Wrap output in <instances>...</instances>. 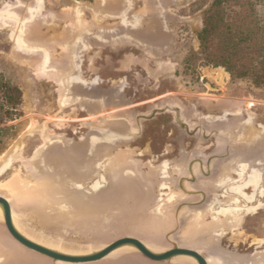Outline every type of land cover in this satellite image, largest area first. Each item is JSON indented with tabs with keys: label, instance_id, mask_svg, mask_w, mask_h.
<instances>
[{
	"label": "rangeland",
	"instance_id": "rangeland-1",
	"mask_svg": "<svg viewBox=\"0 0 264 264\" xmlns=\"http://www.w3.org/2000/svg\"><path fill=\"white\" fill-rule=\"evenodd\" d=\"M34 1L0 0V9L6 4L16 5L20 3L23 7L17 8L16 12L24 17L28 6L34 4ZM163 2L167 8L169 28L174 39L171 54L155 59L132 45L92 46L83 53L80 68L82 78L80 77L79 80L86 84L97 83V88L100 91L112 90L117 92V99L125 104V109L133 114L145 112L150 106L161 101L171 102L172 98H176L183 109L190 113L193 122L200 120V118L214 120L223 116L224 122L214 124L217 126L221 123L224 125L232 124L234 127L235 124H241L243 120H248L249 124L238 125L240 128L236 129V133L241 139L249 141L258 133L264 135V87H256L249 79L232 78L222 67L203 66L200 55L197 54L199 52L198 33L203 27L204 14L211 7L213 0H163ZM98 3L99 0H43V7L37 23L29 27L30 33L34 29V34L38 38L62 39L73 26L74 8L81 4L97 5ZM121 3L122 0H107L106 8L116 10L121 7ZM148 5L146 0H135L131 18L137 17L136 21L139 20V25L143 26L136 30L137 33H142L148 29L151 20L148 17V10H150ZM257 12L261 17H264V5H259ZM83 19L87 24H96L87 11H84ZM116 24L114 21H107L103 26L113 28ZM12 33L13 26L11 25L0 28V73L3 75L4 81H9L12 86L20 89V102L14 106L12 103L6 104L5 99L2 101L0 98V103H4V107L0 111V117H2V121H0V166L6 159L13 158L10 166L0 175V195L7 198L16 211L23 212V216L27 218V227L31 228L32 231L39 233V230H43L40 225H46L51 229L57 228L62 233L72 230L80 233V237H82L78 249L87 250L88 248L82 246L88 242H91V246L93 242H101L99 245L94 244V247L98 248L104 240L98 237H93V240L90 239L89 234L92 227L86 225V217L78 216V219H74L69 206L64 201L56 203L47 198L46 193L42 194L45 192L43 190L44 185L29 172L28 165L24 162L31 158L37 147L43 144L41 133L44 126L47 137H62L71 145L76 146L96 126L97 117L80 109L78 105L59 112L57 104L58 84L52 79L43 78L39 75L36 69L38 60L17 50ZM154 37L160 38L161 36L155 33ZM20 40V37L17 36V43H20ZM132 56H137L143 65L132 64V67L122 69L121 60ZM53 57L57 62L60 61L61 50L53 48ZM149 70H153V74ZM0 97H3L2 93H0ZM168 115L172 114L158 115L157 117H161L153 122L156 126L155 134H157L155 138L152 137L153 140L155 139L154 144L162 143V134L175 131L173 127L175 125L168 124L170 121ZM164 125H166L165 129ZM175 127L180 131L177 126ZM78 135L82 137L77 142ZM143 141L150 142L151 137L143 139ZM125 147L129 149V144L128 146L120 145L118 149L123 151ZM118 149L113 150L112 154ZM123 152L125 153V151ZM128 156L131 158L132 154ZM138 158L152 159L150 156ZM110 161L111 159H108V163L104 167L105 170L102 168L101 171L103 172L98 174V180H103L105 176L111 185L107 192L100 193L101 201H106L112 193V188H114L112 178L116 175L117 170L111 169ZM96 166L99 168L102 165L98 166L97 164ZM93 167L92 165L90 172L84 176L85 182L90 179ZM238 167L240 168L239 171L233 169L231 165H224L218 176L219 183L233 182L231 170L238 172L243 184L260 182L262 175L258 169L253 168L251 172H247V164L245 163H239ZM98 170L100 171V169ZM158 172L166 178L168 176L167 163H164ZM59 176L63 184L76 191L77 186L74 183L77 181L68 175H64L63 172H59ZM128 185L129 190L131 189L130 195L136 193L135 187L130 183L126 186ZM78 188L79 193L82 194L83 185H79ZM233 190L242 194V185H235ZM16 191H19L21 196H26L31 205H25L18 201ZM159 191L162 192L163 190L160 188ZM244 192L246 193L248 190ZM137 194L131 195L132 198H136ZM82 195L84 196V193ZM84 197L88 199L87 196ZM216 201L214 200L211 204L215 206ZM236 201V198L232 199L231 203ZM262 201L264 199L260 198L259 207H264L261 204ZM98 202H91L93 208L99 207ZM161 205V200H159V204L151 211V214L149 211L146 212L150 214V217L143 226L142 222L140 223V228H144V230L139 236L153 235L156 230H159L160 235L164 237L171 230L174 222L163 226L165 221ZM229 206L239 209L227 211V213L218 210V213H222L225 218L214 217L213 221L206 226L216 236L221 235L224 225L230 227L229 234L220 238L221 244L228 245L227 249L221 248L218 242L212 243L210 238L206 239L207 235L204 233L207 228L203 227V224L206 223H202L203 214L200 211L193 212L189 221L181 222L178 232L180 242L187 244L190 239L196 237L203 250L212 248L216 252L218 249H224L239 254L240 252L231 251V249H243L239 254L241 257H246L252 264H264V209L253 208L243 212L238 205L229 204ZM153 207L150 206L148 210L153 209ZM169 207L170 204L162 207L166 214H169ZM46 213L49 215L54 213L57 216L63 214L67 218L54 219L51 216V218L43 219L41 214L47 215ZM234 217H237L239 221ZM231 219L233 222V219H236V222L232 224ZM237 222H239L238 225ZM96 232L94 234L98 235ZM1 241L6 240L1 239ZM2 243L0 244V253L4 256L0 254V264L7 262L11 257L7 252V247H5L7 243H4L5 245ZM9 251L11 252L12 248ZM253 251L254 253H251ZM242 253H251V255Z\"/></svg>",
	"mask_w": 264,
	"mask_h": 264
},
{
	"label": "water",
	"instance_id": "water-1",
	"mask_svg": "<svg viewBox=\"0 0 264 264\" xmlns=\"http://www.w3.org/2000/svg\"><path fill=\"white\" fill-rule=\"evenodd\" d=\"M146 1L150 6L148 17L151 20L148 29H143L145 31L142 33L136 32L139 28L132 27L137 19L131 18L135 0H122L121 7L116 10H108L107 0H99L97 5L81 4L74 8L73 26L62 39L38 38L34 29L30 33L29 27L37 23L43 0H35L34 4L28 6L24 17L16 12L17 8L23 7L20 3L6 4L0 9V28L13 26L12 36L17 50L38 60L36 69L39 75L58 84L59 112L78 105L80 109L97 117L96 126L76 146L62 137H47L44 126L41 133L43 144L35 149L30 159L24 161L29 172L44 185L47 198L71 204L81 218L86 217V225L89 224L92 228L103 222L110 206H115L118 210L111 211L112 216L121 213V202L131 191L127 184L135 187L138 193L135 197L142 200L140 203H146L153 196L151 186L135 170L133 162H122L125 153L118 149L120 145H128L141 136L144 122L170 113L173 115L174 125L184 133L192 134L187 119L181 115L183 107L176 98H172L171 102L161 101L150 106L145 112L133 114L117 99V92L100 91L97 83L86 84L79 80L83 53L92 46L132 45L155 59L173 52L174 39L169 28L165 3L163 0ZM84 11L91 15L95 25L84 21ZM107 21L117 24L113 28H105L103 25ZM155 33L161 37L155 38ZM17 36L21 39L20 43H17ZM53 48L61 50L62 57L58 62L53 57ZM217 133L227 139L226 155L230 149L228 144L231 133L223 129ZM115 149L118 151L110 158L111 169L117 170L112 178L114 188L106 201H97L98 208H93L82 194L69 192L60 186L59 172L80 182L100 156H105L109 150ZM8 159L0 166V175L13 160L11 157L9 161ZM187 172L189 176L184 178L183 182H195L197 167L191 164ZM16 192L18 201L31 205L26 196ZM35 210L39 212L36 208ZM182 213V208H179L171 230L164 237L160 235L159 230L153 235L145 236L121 231L116 236L101 237L103 243L94 250L69 253L59 249L56 237L44 240L40 237L42 235L27 227V218L23 216V212L16 211L11 202L0 195V239L6 240L7 246L4 245L11 256L10 261L17 264H252L246 257L243 256L244 259L241 255L224 249H218L216 252L212 248L203 250L196 237L190 239L187 244H182L178 238ZM90 239L93 240V237ZM9 247L12 248L11 252Z\"/></svg>",
	"mask_w": 264,
	"mask_h": 264
},
{
	"label": "flooded vegetation",
	"instance_id": "flooded-vegetation-1",
	"mask_svg": "<svg viewBox=\"0 0 264 264\" xmlns=\"http://www.w3.org/2000/svg\"><path fill=\"white\" fill-rule=\"evenodd\" d=\"M181 115L187 119L190 131H192L191 135L184 133L182 130H177L175 125L173 127L175 128L176 132L168 131L167 133L162 134V143L154 144L155 139L153 140V138H155L157 134H155L156 126L153 122L160 118V116L156 119L145 122L143 124L141 136L135 138L129 143V149H127L128 147H125L127 150L123 148V151H125L126 155H124L122 162H133V165H135V170L144 180L148 182V185L151 186L153 192L152 198L146 203H140V201H142L141 199L134 197L132 198L131 195H127L126 198L121 202V207L124 208L121 209V213H117L116 215L112 216L111 211L118 210L117 207L110 206L104 215L103 222H101L98 227L91 229L89 237H111L114 234H119L121 231L127 234L139 236L144 230V228H140L141 224L143 226L144 222L149 219L151 211L157 207L159 200H161L162 204L161 209L165 221L163 222L164 227L171 222H175V216L179 208H182L183 211V213L180 215L181 221H189L193 212L200 211L203 214L201 217L202 223H206L203 224L204 228H207L206 226H208V224L213 221L214 217L220 219L225 218L222 213H218V210L220 212H227L232 210L237 211L239 209L231 207L229 204L240 206L243 212L253 208H256L257 210L264 209V207H259L260 198L264 199V135L258 133V135L252 137L249 141H244L241 139L239 134L236 133V129L240 128V125L249 124L248 120H243L241 124H235L234 127L232 124L224 125L223 123L217 126L214 123L224 122L223 116L217 117L214 120L200 118V120L193 122L191 120L190 113H187L186 109L182 110ZM168 116H170V121H168V124H173V116ZM163 127L165 129L166 125ZM221 129L231 133L228 144L230 149L226 155L225 149L227 139L225 136L219 135L217 133V131ZM80 137L82 136H77V142L79 141ZM149 137H151L150 142L143 141V139H149ZM130 154H132L131 158L128 156ZM107 155L100 156L99 162L96 160L93 163L94 167L92 173L90 174V179L87 182L80 181L78 183H74L77 186L76 191L73 188H69L68 185L63 184L62 181L59 182L60 186L66 188L69 192L79 193L78 187L79 185H83L82 194L84 193V196H87L88 199L86 200L90 201L89 204H91L92 201L100 200V193L102 194L107 192L111 186L109 180H105V176L103 177V180H98V174L103 172L101 169L105 167V165L108 163V159L111 158L112 150H109ZM145 156H150L152 159L138 158ZM164 163H167L168 176L166 178L162 177L158 172L163 167ZM239 163L247 164V172H251L253 168L258 169L262 175L260 182L257 184H243L237 172L240 169L238 167ZM97 164L98 166L102 165L100 166L101 168H97ZM191 164L197 167L196 181L183 182V179L189 176L187 170ZM224 165H231L233 169L237 170L230 171L233 182H227L225 184L219 183L218 176ZM98 169H100V171ZM235 185H242V194L233 190ZM160 188L163 190L162 192L159 191ZM245 190H248V192L245 193ZM192 191H194V194H192ZM44 193L45 192H42V194ZM173 194L175 195L171 197ZM43 197H45V195ZM235 198L237 201L235 203H231V200ZM214 200H217L215 207L211 205ZM65 203L69 206V210L73 214V218L78 219V216L80 217L79 212L71 204L67 202ZM167 204H170L168 209L169 214H166L162 208ZM261 204L264 206V201H262ZM150 206L154 207L153 209L148 210ZM210 207L212 208L209 209ZM148 211L150 214L146 213ZM144 213L146 214L144 215ZM46 214L47 215L41 214L43 219H47L48 217L51 218V216H53L54 219L67 218V216L63 214L61 216H57L54 213L50 215L48 213ZM227 220L229 221L230 219ZM87 225L89 227V224ZM40 228L43 229L39 230V234L42 235L40 237L44 240L56 237L58 241L57 244H59V249L61 251L69 253L81 251L78 249L80 247V239L82 238L80 237V233L72 230L62 233L60 230H57V228L51 229L46 225H40ZM136 228L137 230H135ZM87 231L89 232V230ZM94 232H96L98 235H95ZM229 232L230 227L224 225L222 232L220 233L221 235L219 236L211 233L210 228H207L204 234L207 235L206 239L210 238V240H212V243H220V238L226 234H229ZM1 243L6 244L7 242L1 241L0 239V244ZM100 243L101 242H93L91 246V242H88L86 243L87 245L85 244V246H82L88 249L83 251L94 250V244L99 245ZM219 245L221 248H228V245H223L221 243ZM241 250L243 249H231V251H236L238 253L240 252L239 254H241ZM251 253H254V251ZM251 253L242 254L251 255ZM3 264L17 263L11 262L9 259ZM25 264L37 263L26 262ZM39 264L48 263L40 262Z\"/></svg>",
	"mask_w": 264,
	"mask_h": 264
},
{
	"label": "trees",
	"instance_id": "trees-1",
	"mask_svg": "<svg viewBox=\"0 0 264 264\" xmlns=\"http://www.w3.org/2000/svg\"><path fill=\"white\" fill-rule=\"evenodd\" d=\"M264 0H213L198 33L203 66L224 68L232 78L249 79L264 87V17L257 12ZM0 93L6 104L20 102V89L4 81ZM4 103H0V111ZM0 117V121H2Z\"/></svg>",
	"mask_w": 264,
	"mask_h": 264
},
{
	"label": "crops",
	"instance_id": "crops-1",
	"mask_svg": "<svg viewBox=\"0 0 264 264\" xmlns=\"http://www.w3.org/2000/svg\"><path fill=\"white\" fill-rule=\"evenodd\" d=\"M132 27L139 28V29L142 28V26L139 25V21L134 22L132 24ZM137 58H138L137 56H132V57H127V59L126 58L122 59L121 60V67H122V69L130 68V67H132L131 66L132 64L133 65H135V64H141V65H143V62H141L140 59H137ZM149 72L151 74H153V70H151V71L149 70Z\"/></svg>",
	"mask_w": 264,
	"mask_h": 264
},
{
	"label": "bare ground",
	"instance_id": "bare-ground-1",
	"mask_svg": "<svg viewBox=\"0 0 264 264\" xmlns=\"http://www.w3.org/2000/svg\"><path fill=\"white\" fill-rule=\"evenodd\" d=\"M111 166V165H110ZM106 173V172H105ZM91 176V175H90ZM221 176V175H220ZM88 178V177H87ZM86 180V179H85ZM85 180H84V182H85ZM88 180V179H87ZM106 180V179H105ZM77 183V182H76ZM38 186V185H37ZM23 187V186H22ZM33 187V186H32ZM13 188V187H12ZM35 188V187H34ZM30 189V188H29ZM36 189V188H35ZM94 190V189H93ZM25 191V190H24ZM32 191V190H31ZM98 191V190H97ZM100 191V190H99ZM36 193V192H35ZM95 194V193H94ZM33 195V194H32ZM34 197H35V195H34ZM36 198V197H35ZM33 201V200H32ZM44 202V201H43ZM46 204V203H45ZM62 204V203H61ZM212 205V204H211ZM18 207V206H17ZM215 207V206H214ZM51 208V207H50ZM237 208V207H236ZM67 212V211H66ZM224 213H227L226 211L224 212ZM235 213V212H234ZM230 214H231V212H230ZM229 214V215H230ZM237 214H238V212H237ZM226 215V214H225ZM228 215V214H227ZM239 215V214H238ZM231 217H232V215H230ZM235 216H237V215H235ZM234 218H236L237 219V217H234ZM236 219H233L234 220V222H236ZM237 221H239L238 219H237ZM231 222H232V224L234 223L233 221H232V219H231ZM230 222V223H231ZM228 224V223H227ZM239 224V222H237V225ZM197 225V224H196ZM229 225V224H228ZM198 226V225H197ZM232 227V226H231ZM182 241V240H181ZM219 262V261H218ZM238 263V262H237ZM237 263H235V264H237ZM2 264V263H1ZM239 264V263H238Z\"/></svg>",
	"mask_w": 264,
	"mask_h": 264
}]
</instances>
